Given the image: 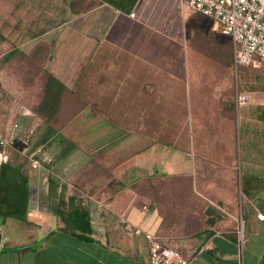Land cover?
I'll use <instances>...</instances> for the list:
<instances>
[{
    "label": "crops",
    "instance_id": "obj_1",
    "mask_svg": "<svg viewBox=\"0 0 264 264\" xmlns=\"http://www.w3.org/2000/svg\"><path fill=\"white\" fill-rule=\"evenodd\" d=\"M75 1L78 13L71 9ZM25 10L31 24L23 34L33 37L21 52L31 59L38 46L47 52L44 62L27 64L47 74L36 82L29 110L61 149L53 172L43 169L50 158L40 173L22 168L29 182L27 223L0 219V264H149L145 233L169 247L151 189L157 176L171 183L169 195L179 194L177 180L189 185L181 190L185 238L176 247L189 264H264V220L256 217L264 216V76L261 91H237L250 94L253 107L242 117L243 154L239 160L222 155L223 131H233L235 117L207 114V100L215 107L219 102L200 97L211 67L205 53L219 51L222 41L217 24L181 0H23L22 16ZM232 65L233 56L235 75L264 67L235 71ZM50 77L63 90L49 88ZM20 89L22 95L28 90ZM237 93L236 112L247 105L237 106ZM175 114L181 116L177 124ZM45 115L53 119L42 122ZM160 116L165 118L159 122ZM163 122L181 130L175 141L158 143L143 135ZM210 126L212 143L202 133ZM227 135L232 152L233 135ZM49 173L52 207L40 200L37 186L40 179L47 193ZM237 195L243 197L238 212ZM72 198L89 211L90 236L80 238L67 228Z\"/></svg>",
    "mask_w": 264,
    "mask_h": 264
},
{
    "label": "rangeland",
    "instance_id": "obj_2",
    "mask_svg": "<svg viewBox=\"0 0 264 264\" xmlns=\"http://www.w3.org/2000/svg\"><path fill=\"white\" fill-rule=\"evenodd\" d=\"M22 1L23 0H0V140L6 143L4 150L6 156H8V162L12 166H22L24 173L32 175L34 173H40L38 169H33L31 160L34 158H42L47 156L52 160L49 166H44L43 169L46 171L53 172L57 165L55 166V159L57 158L61 147L59 146V141L49 135L46 130L42 129L41 123L37 119V114L34 111L29 110V99H32L34 95L37 94L36 89H38L39 84L37 81L42 80L45 77V71L43 68L27 67L29 62H33L30 58V54H23L21 49L28 46L31 42L33 36L29 34H23V32H28V26L31 24V19H29V11L25 10L24 16H22ZM33 21V20H32ZM211 22L205 23V26L210 28ZM216 25V24H215ZM213 24V27L215 28ZM221 44L219 51L211 49L210 52H206V63L211 67L205 69L204 75L206 76V82L200 84L202 96H207L211 98L210 101L217 100L219 102V107H215L212 103L208 102V109L205 108L207 114H213L214 110L219 111L223 115L232 116L233 120L235 117V122L232 124V130L228 132L223 131L221 141L225 143L226 146L222 147L221 154L229 155L233 153L237 156V160L240 159L243 154L242 138L244 134V122L243 115L246 111L253 109L252 105L249 103L240 108L236 112V108L233 107L234 96L237 91H261V86L264 76V67L259 70L246 69L242 73L235 75L230 70V64L232 62L233 45L228 38L220 36ZM25 86L28 88L24 91V95L21 94L20 86ZM204 112H199L203 115ZM197 113V112H196ZM232 113L233 115H229ZM42 122L49 123L53 119V116H41ZM165 116L159 117V122L164 120ZM211 120L212 117H210ZM180 114L174 115V121L180 122ZM210 120V121H211ZM211 124V123H210ZM208 124V125H210ZM212 126V124H211ZM208 130H204L202 133L209 137L208 139L213 142L214 130L212 127ZM197 132V131H196ZM143 135H149L150 140H154L158 143L169 142V140L176 138L181 134V130L170 129L166 127L165 123H159L156 130L142 132ZM232 133V145L234 146L231 152L229 146L228 135ZM200 136V135H199ZM145 137V136H143ZM18 142L25 144L22 151H19L16 147ZM179 149V146H175ZM146 149L145 146L142 148ZM204 150V148H201ZM213 154V149L210 151ZM192 155V153L190 152ZM196 155V154H195ZM43 167V166H42ZM41 170V169H39ZM51 174H48V189L45 193L42 189L40 179L37 182V186L40 187L41 198H44L45 203L52 207L55 202V197L52 193L53 182L51 179ZM32 178V177H31ZM151 189L154 190L156 202L161 208V215L163 217L161 224V235L166 241L169 247L176 248L181 246L185 235L182 234L183 228L181 227V215L183 208H187L186 202L181 194L183 187L188 188V183L183 184L182 180H177L174 185L175 188L179 190L177 195L167 194V190H170L171 183L169 184L165 178L157 176L155 179L151 180ZM243 200L241 195L236 196V210L238 212L239 206ZM33 202L32 205H34ZM188 207H192L190 204ZM194 212L198 213L197 202L193 203ZM41 210V209H39ZM233 208H231L230 213H233ZM220 213L221 216H226V214ZM219 218H221L219 216ZM238 226V223H237ZM195 230L199 229V226L194 227ZM0 229V233H1ZM2 234V233H1ZM180 252V251H179Z\"/></svg>",
    "mask_w": 264,
    "mask_h": 264
},
{
    "label": "built area",
    "instance_id": "obj_3",
    "mask_svg": "<svg viewBox=\"0 0 264 264\" xmlns=\"http://www.w3.org/2000/svg\"><path fill=\"white\" fill-rule=\"evenodd\" d=\"M183 6L209 18L217 24L220 36L229 38L233 45V69L241 67L258 68L264 64V0H181ZM134 17V14L130 15ZM251 100V95L238 92L236 104L245 106ZM6 143L0 140V166L7 162L4 147ZM33 169H38L41 163H49L47 156L31 160ZM258 220H264L257 213ZM148 247L149 264H189V260L181 255L176 248L165 247L154 233H145ZM242 241V232H239ZM239 264L242 261L239 260Z\"/></svg>",
    "mask_w": 264,
    "mask_h": 264
},
{
    "label": "trees",
    "instance_id": "obj_4",
    "mask_svg": "<svg viewBox=\"0 0 264 264\" xmlns=\"http://www.w3.org/2000/svg\"><path fill=\"white\" fill-rule=\"evenodd\" d=\"M79 1H75L71 9L78 13ZM47 52L44 46H38L32 53L33 62H44ZM56 85L60 90L63 86L50 77L47 86ZM53 98L51 101L53 102ZM28 178L23 174L22 166H12L10 163L0 166V219H11L19 223H27L28 211ZM67 228L72 234H78L80 238L90 236L92 227L88 209L75 203V199L69 200V209L66 216Z\"/></svg>",
    "mask_w": 264,
    "mask_h": 264
},
{
    "label": "water",
    "instance_id": "obj_5",
    "mask_svg": "<svg viewBox=\"0 0 264 264\" xmlns=\"http://www.w3.org/2000/svg\"><path fill=\"white\" fill-rule=\"evenodd\" d=\"M16 147H18L19 151H22L25 147V144H23L22 142H18ZM1 242H2V234L0 233V245H1Z\"/></svg>",
    "mask_w": 264,
    "mask_h": 264
}]
</instances>
